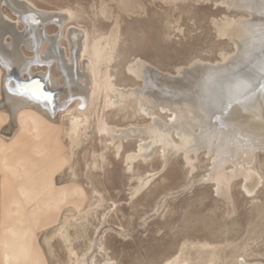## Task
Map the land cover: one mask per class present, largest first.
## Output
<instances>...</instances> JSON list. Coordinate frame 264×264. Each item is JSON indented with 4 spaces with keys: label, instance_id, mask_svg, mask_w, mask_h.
<instances>
[{
    "label": "rangeland",
    "instance_id": "374dc122",
    "mask_svg": "<svg viewBox=\"0 0 264 264\" xmlns=\"http://www.w3.org/2000/svg\"><path fill=\"white\" fill-rule=\"evenodd\" d=\"M31 1L47 12H69L61 40L66 51L65 36L76 27L89 36L85 60L93 61L92 47L101 38L111 60L90 73L99 96L91 97L89 109L80 113L73 104L57 119L33 107L13 121L0 70V239L10 236L9 227L30 232L39 251L19 246L4 253L3 261L264 264V152L251 165L259 175L251 182L259 180L254 193L245 191L239 177L227 195L213 181V155L191 153L188 162L182 150L164 152L158 145L151 158L130 161L139 140H124L118 150L119 143L100 128L103 123L118 129L153 124L134 100L109 106L106 75L117 87L138 88L142 80L129 72L138 61L176 76L197 62H223L236 45L220 35L219 27L248 13L227 0ZM67 6L71 9L55 10ZM2 11L15 19L6 6ZM56 32L55 26L47 29L49 35ZM25 54L33 57L26 49ZM45 67L33 71L47 72ZM50 72L63 82L56 66ZM156 113L170 119L169 113Z\"/></svg>",
    "mask_w": 264,
    "mask_h": 264
},
{
    "label": "bare ground",
    "instance_id": "6f19581e",
    "mask_svg": "<svg viewBox=\"0 0 264 264\" xmlns=\"http://www.w3.org/2000/svg\"><path fill=\"white\" fill-rule=\"evenodd\" d=\"M225 3L248 13V18L227 19L219 27L221 36L234 39L235 53L215 64L197 62L181 69L178 76L138 61L129 68L143 82L138 88L117 87L106 75L104 87L112 94L109 106L134 100L153 124L118 129L103 123L100 128L113 143H119L118 150L124 140H139L138 152L128 157L130 161L151 158L158 145L164 152L182 150L188 162L191 153L196 156L205 151L215 157L213 181L218 192L228 195L232 181L243 177L244 189L252 195L258 178L255 184L251 182L259 175L251 165L256 154L264 152V0ZM3 6L16 16L14 20L3 15ZM69 20V12L38 10L27 0H0V70L4 104L13 121L33 107L50 119L70 113L73 104L83 113L91 97L99 96V86L91 82L90 73L96 65L98 70L101 63L109 62L110 55L101 38L92 47L93 61L85 60L89 36L76 27L65 36L66 51L61 40ZM51 26L57 27L54 35L47 33ZM25 49L33 57H27ZM41 66L48 71H33ZM52 66L63 82L52 76ZM156 112L169 113L170 119L164 121ZM74 122L79 126L78 117ZM227 164L235 169L226 172Z\"/></svg>",
    "mask_w": 264,
    "mask_h": 264
},
{
    "label": "crops",
    "instance_id": "0c3cea01",
    "mask_svg": "<svg viewBox=\"0 0 264 264\" xmlns=\"http://www.w3.org/2000/svg\"><path fill=\"white\" fill-rule=\"evenodd\" d=\"M30 1L38 10H49V9H43L37 6L33 1ZM71 6L63 7V8H58L55 10H61V9H71ZM16 211L18 208L17 202L14 203ZM9 235L8 237L3 236L0 239V264H32L30 261H27L25 259L21 260H14V259H9L6 263L3 261V254L11 252L12 250H16L19 246H21L25 251L27 252H36L39 254V251L36 249L34 243H33V238L31 236L30 232H11V228H8ZM13 248V249H12Z\"/></svg>",
    "mask_w": 264,
    "mask_h": 264
}]
</instances>
